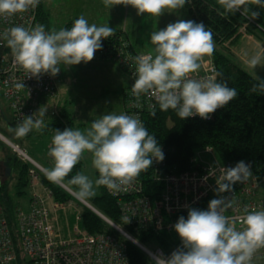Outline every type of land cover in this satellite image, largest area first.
<instances>
[{
	"label": "clouds",
	"instance_id": "clouds-1",
	"mask_svg": "<svg viewBox=\"0 0 264 264\" xmlns=\"http://www.w3.org/2000/svg\"><path fill=\"white\" fill-rule=\"evenodd\" d=\"M39 2L0 0V18L10 19L34 10ZM218 2L225 12L239 11L246 4V0ZM185 3L186 0H103L106 8L113 4L129 5L138 16L149 17H160L166 10L172 13ZM112 35L113 29L107 24L90 25L81 15L70 28L46 31L41 24L31 28L13 26L0 33V39L6 41L13 63L31 78L55 76L60 65L67 68L90 62L102 48V41ZM150 43L153 46L150 54L133 58L136 78L132 92L136 97L153 96L161 110H174L181 120L191 117L207 120L237 96L234 88L217 80L220 73L202 78L192 75L200 69L202 59L211 56L215 49L212 33L203 23L179 19L151 32ZM243 57L246 65L255 70L264 62V50L252 56L244 52ZM256 80L250 91L264 94V78L257 76ZM46 110L39 109L9 131L17 137L33 130L43 131ZM86 152L91 154V165L99 178L93 182L89 176L77 173L66 181ZM48 155L53 166L44 169L46 179L82 202L95 195L94 184L110 191L127 190L153 160L164 159L155 136L149 134L137 117L113 113L92 121L86 132L72 128L55 130ZM223 173L218 191L228 192L237 182L251 176L250 164L238 161L235 166L224 167ZM231 206L226 197H217L210 200L207 210L189 208L187 218L179 217L174 225L182 247L168 257L154 254L152 264H251L256 250L264 247V210L244 215L242 228L238 230L223 214Z\"/></svg>",
	"mask_w": 264,
	"mask_h": 264
},
{
	"label": "built area",
	"instance_id": "built-area-1",
	"mask_svg": "<svg viewBox=\"0 0 264 264\" xmlns=\"http://www.w3.org/2000/svg\"><path fill=\"white\" fill-rule=\"evenodd\" d=\"M40 4L41 0L34 10L18 13L10 19L0 18V33L13 26L31 28L41 24L38 21ZM45 30L48 31L46 28ZM244 31L245 29L241 32ZM146 54L150 53L137 52L126 32L121 30L104 39L102 48L91 60V62L111 61L126 74L129 86L124 91L123 114L135 116L142 123L144 115L152 112L157 105L153 96L142 94L136 97L132 92V84L136 78L133 58ZM65 70L67 68L60 65V70L55 76L44 74L29 78L27 73L13 63L6 41L0 39V94L10 108L14 128L25 117L37 113L39 109H46L49 103L52 107L46 110L44 123L46 124L49 118L59 116V84ZM215 73L217 68L212 57L209 56L202 59L200 69L192 75L195 78H202ZM18 84H23L24 87L18 88ZM35 118L37 117L34 115ZM53 135L54 133L49 141L50 146ZM0 140L22 162L32 165L29 171L31 191L29 205L27 209L19 208L15 213L19 250L31 264H129L125 241L116 235H93L82 229L79 225L80 211L76 212V224L71 231L68 229L66 218L68 230L64 232L60 226L63 220L59 214L67 211L72 201L56 202L52 191L41 181L40 173L44 175L45 167L10 138L0 134ZM204 154L207 157L203 158V154H199L192 161L191 168L183 172L167 170L165 157L162 161L153 160L150 166L152 175L148 190L140 176L127 190L110 191L106 188L107 193L117 201L125 227L113 223L105 216L102 219L151 261L154 254L162 253L165 257L170 256L173 251L182 247L181 242L172 251L166 252L153 243L138 241L133 233L148 232L154 235L161 232L175 233V217L187 214L189 208H195L210 196L226 197L232 202V206L226 208L223 214L236 225L238 230H241V219L244 215L248 212L264 210V198L261 196L254 168L249 163L251 176L247 180L237 182L228 192H219L224 167L235 166L238 161L219 163L212 160L214 159L212 149H206ZM208 157L212 159L207 160ZM61 188L73 197L67 189ZM78 201L84 206L86 203L89 204L87 201ZM17 255L6 211L0 205V264H18ZM262 258H264V247L256 250L251 261Z\"/></svg>",
	"mask_w": 264,
	"mask_h": 264
},
{
	"label": "trees",
	"instance_id": "trees-1",
	"mask_svg": "<svg viewBox=\"0 0 264 264\" xmlns=\"http://www.w3.org/2000/svg\"><path fill=\"white\" fill-rule=\"evenodd\" d=\"M260 0H258L259 3ZM253 0L246 1L239 11L225 12L218 0H186L192 21L203 23L213 36L215 49L211 55L212 60L220 75L217 80L226 82L227 86L234 88L237 96L223 108L218 109L210 119L202 120L199 117L181 120L174 110L163 111L158 104L152 112L143 117V125L149 134L154 135L159 146L164 151L167 170L183 172L191 168L192 161L206 149H212L214 159L219 163L246 161L254 168L261 196L264 198V94L251 92L257 80L242 66L233 53V47L240 38L247 34L255 36L261 42L264 34V14L254 6ZM51 13L42 3L39 6L38 21L50 31ZM75 22L67 23L63 28H70ZM245 29L242 33L241 31ZM119 31H116L118 33ZM99 62V61H98ZM125 91V89H124ZM8 105V104H7ZM7 110L10 111L9 106ZM0 134L10 139L27 150L26 140L40 137L48 131L61 130L75 127L73 115L65 107H60L59 116L46 120L43 131L33 130L24 137H17L9 129L13 128L12 113L6 117L0 111ZM54 133V132H53ZM0 145L7 146L0 140ZM48 143L45 156L48 158ZM164 147V148H163ZM9 151L0 153V205L4 207L9 227L17 249L18 264H31L21 250L17 236L15 213L22 206L24 197L30 201L29 171L32 165L22 162L7 146ZM210 155V156H212ZM33 158V157H32ZM77 173L83 174V163L80 162L65 178L67 181ZM151 167L140 174V179L150 189ZM42 184L47 186L53 194L54 200L66 203L74 200L60 186L49 182L45 175L40 173ZM97 179L99 174H96ZM29 191V192H28ZM28 194V195H27ZM26 195V196H25ZM24 196V197H23ZM214 199L212 196L199 203L195 209L207 210L208 203ZM99 213L113 223L125 227L117 201L112 198L104 186H99V194L87 200ZM29 205V204H28ZM187 218V214L178 215ZM80 227L90 234H112L124 240L127 246L129 264H152L136 246L126 241L115 229L108 225L99 215L89 208L82 206L80 210ZM127 229V228H126ZM128 230V229H127ZM175 233L161 232L150 234L148 232L133 233V236L142 243H153L166 252L172 251L180 243ZM264 259V258H262Z\"/></svg>",
	"mask_w": 264,
	"mask_h": 264
},
{
	"label": "rangeland",
	"instance_id": "rangeland-1",
	"mask_svg": "<svg viewBox=\"0 0 264 264\" xmlns=\"http://www.w3.org/2000/svg\"><path fill=\"white\" fill-rule=\"evenodd\" d=\"M43 2L51 13L50 31H59L71 18L73 19L72 16L83 15L87 21L90 19L92 22L94 21L93 23L102 26L107 24L113 30L125 31L134 49L141 53H151L152 51L151 32L161 30L169 23H174L179 19L192 20L185 5L172 13H168L166 10L160 17H149L144 14L138 16L136 10L129 5L113 4L111 8H106L103 0H43ZM253 6L264 14V0L253 3ZM262 35L261 40L264 39V34ZM243 36L249 37L247 34ZM262 50H264V42L257 38H254V42H251L243 37L233 47L235 56L244 69L254 78L257 76L264 78V62L258 65L255 70L249 69L244 62L243 53L247 52L249 56H252L262 52ZM65 77L66 79L59 89L61 97L59 98V104L61 102V105H64L67 111L73 115L75 120L73 130L79 129L86 132L92 121L102 115L108 113L123 114L121 98L124 97V91H121V87L124 85L125 75L116 64L98 61H90L86 64L81 62L79 65L67 67ZM7 107V102L0 94V111L6 117H9L11 114ZM54 131L53 129L40 137H32L26 140L27 145L32 147L31 149L27 147L28 154L45 168L53 166L52 160L47 159L45 156V149ZM8 138L10 137L8 136ZM2 147L3 145H0V153L9 151L7 146H4V150H2ZM81 161L83 163V174L89 176L94 182L97 179L96 174L98 172L91 165V154L84 153ZM94 191L95 195L93 197H96L99 194V187H96L95 184ZM27 200L28 198L25 197L21 199L22 205ZM48 206H50V203ZM82 206L84 205L74 198L71 207L59 214L63 220L60 226L64 232L73 229L76 224V212L80 211ZM66 218L68 229L66 228ZM175 236L181 242L177 234ZM251 264H264V259L253 260Z\"/></svg>",
	"mask_w": 264,
	"mask_h": 264
},
{
	"label": "crops",
	"instance_id": "crops-1",
	"mask_svg": "<svg viewBox=\"0 0 264 264\" xmlns=\"http://www.w3.org/2000/svg\"><path fill=\"white\" fill-rule=\"evenodd\" d=\"M41 3L44 5L45 3L43 2V0H41ZM73 17V19L71 18V20H69V22H71V21H74V20H76V19H78L80 16H78V15H74V16H72ZM68 22V23H69ZM88 22H89V24L91 25V24H93V22H92V20H90V19H88ZM96 24V23H95ZM97 26H102V25H99V24H97ZM116 31H119V30H113V33H115ZM247 38L249 41H251V42H254V38H255V36H249V37H247V36H242L240 39H242V38ZM206 57H208L209 58V56H206ZM99 62H109V63H113V62H111V61H99ZM115 64V63H114ZM117 65V64H116ZM118 66V65H117ZM241 66H242V64H241ZM243 67V66H242ZM119 68V67H118ZM244 68V67H243ZM249 68V67H248ZM120 69V68H119ZM250 69V68H249ZM121 70V69H120ZM66 71V70H65ZM122 71V70H121ZM123 72V71H122ZM123 74L125 75V81H124V85H122V87H121V91H124V89H126L128 86H129V80H128V78H127V76H126V74L123 72ZM251 75V74H250ZM66 79V77H65V72H64V75H63V77H62V79H61V81H60V84H59V89H60V87H61V84L64 82V80ZM256 79V78H255ZM59 92H60V90H59ZM61 98V97H60ZM123 99L121 98V104H122V109H123ZM64 107V105H61V102H60V104H58V107H59V109H60V107ZM51 107H52V105H51V103H49L48 105H47V110H50L51 109ZM37 131V130H36ZM35 137H37V136H35ZM28 204H29V199L27 200V202L25 201L24 203H23V205L22 206H24L25 208H27L28 207Z\"/></svg>",
	"mask_w": 264,
	"mask_h": 264
},
{
	"label": "water",
	"instance_id": "water-1",
	"mask_svg": "<svg viewBox=\"0 0 264 264\" xmlns=\"http://www.w3.org/2000/svg\"><path fill=\"white\" fill-rule=\"evenodd\" d=\"M85 206L89 208L90 210H92L95 214L99 215L101 218H104V216L100 214L91 204L86 203Z\"/></svg>",
	"mask_w": 264,
	"mask_h": 264
},
{
	"label": "bare ground",
	"instance_id": "bare-ground-1",
	"mask_svg": "<svg viewBox=\"0 0 264 264\" xmlns=\"http://www.w3.org/2000/svg\"><path fill=\"white\" fill-rule=\"evenodd\" d=\"M164 148V147H163ZM162 149V148H161Z\"/></svg>",
	"mask_w": 264,
	"mask_h": 264
}]
</instances>
